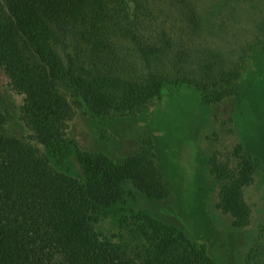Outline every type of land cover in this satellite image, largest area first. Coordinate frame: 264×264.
<instances>
[{"label": "trees", "instance_id": "trees-1", "mask_svg": "<svg viewBox=\"0 0 264 264\" xmlns=\"http://www.w3.org/2000/svg\"><path fill=\"white\" fill-rule=\"evenodd\" d=\"M256 45L264 47V0H0V66L24 96L26 123L57 164L80 160L89 175L61 173L0 133V264H221L146 211L101 239L94 224L124 200L125 183L152 200L170 197L154 144L117 160L80 151L61 131L73 97L99 119L136 116L173 89L219 102L237 92ZM234 154L235 168L212 159V174L217 207L244 228V190L260 162L242 146ZM247 262L264 264V246Z\"/></svg>", "mask_w": 264, "mask_h": 264}, {"label": "rangeland", "instance_id": "rangeland-1", "mask_svg": "<svg viewBox=\"0 0 264 264\" xmlns=\"http://www.w3.org/2000/svg\"><path fill=\"white\" fill-rule=\"evenodd\" d=\"M70 102L74 116L61 131L63 140H72L82 152L117 160L127 159L151 140L158 168L170 192V197L161 202L149 199L132 183H125L124 200L94 224L101 239L118 234L123 218L146 211L205 244L217 263L250 264L249 253L264 246L262 45H256L244 60L237 92L219 102H204L192 89H173L152 100L136 116L113 114L102 119L87 115L79 98H70ZM23 106L24 96L14 90L7 71L0 66V133L34 146L57 171L87 182V166L80 160L57 164L26 123ZM238 146L260 162L254 182L244 190L251 210V223L244 228L235 227L233 218L217 207L219 185L211 165L214 159L235 168L239 161L234 151Z\"/></svg>", "mask_w": 264, "mask_h": 264}]
</instances>
